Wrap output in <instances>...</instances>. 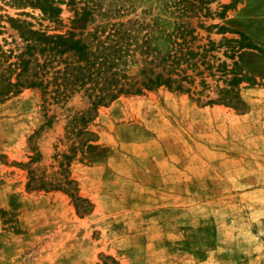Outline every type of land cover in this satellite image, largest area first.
<instances>
[{"label":"rangeland","instance_id":"1","mask_svg":"<svg viewBox=\"0 0 264 264\" xmlns=\"http://www.w3.org/2000/svg\"><path fill=\"white\" fill-rule=\"evenodd\" d=\"M16 1L0 0V16L48 34L84 37L101 24L94 14L83 31L70 28L82 0H59L56 23ZM93 1L104 9L108 0ZM167 1L176 0H115L120 10L111 22L130 21L139 36L146 31L138 26L155 20L157 30L170 31ZM229 3L196 0L199 12L180 20L192 30V50L208 41L215 48L205 56L211 75L186 70L193 79L183 84L187 93L160 87L120 95L85 115L83 89L73 81L56 89L59 77L54 83L48 75L44 94L24 88L0 101V264H102L104 257L117 264H264V0H237L220 18ZM4 20L0 45L16 54L22 44ZM223 24L252 50L225 57L222 39L237 36L216 32ZM232 61L252 81L238 86L241 104L229 107L219 102L228 99L221 89L228 90ZM222 62L226 70L215 69ZM65 190L87 200L89 211L76 213Z\"/></svg>","mask_w":264,"mask_h":264},{"label":"trees","instance_id":"2","mask_svg":"<svg viewBox=\"0 0 264 264\" xmlns=\"http://www.w3.org/2000/svg\"><path fill=\"white\" fill-rule=\"evenodd\" d=\"M195 1L165 2L164 12L171 15L174 20L171 30L164 28L157 30L155 20L151 26L137 25L146 31L141 36L135 31L134 24L130 21L123 24L111 22L120 10L115 0H108L104 9H100L99 1L82 0L81 7L74 10L70 28L83 31L93 21L94 14L98 16L101 24L92 32H86L84 37L77 38L73 33L48 34L45 30L32 29L31 24L24 20L6 15L0 16V22L4 18L3 22L16 32L22 44L20 51L16 54L11 49L3 50L0 45V101L18 94L24 88L38 89L44 94L51 84L48 75L54 76V83L59 77L60 84L57 83L56 89L58 86L62 88L68 86L70 81L74 82L72 84L74 88L83 89L88 103L85 115L95 112L98 107L108 105L120 95H139L142 91H151L160 87L173 92L187 93L189 89L183 84L189 85L193 79L190 75H186V70L194 76L201 75L202 71H207L211 75L212 65L205 60V56L208 52L215 50L209 41L206 45L191 49V43L194 40L192 30L187 27V22L181 23L180 20L187 15L195 16L196 12H199L193 4ZM229 1V4L221 6L220 18H224L223 14L237 0ZM16 2L24 7L37 9L49 22H58L60 14L58 5L62 3L59 0H17ZM69 2L72 6L76 5L73 0ZM204 16H206V10L202 17ZM226 22L233 21L227 19ZM214 27L218 33L227 32L237 36V38L222 39L229 52V55L223 52L225 57L229 59L234 55L240 57L246 50H252L243 34L229 32L230 29L225 24ZM0 29H3V26L0 25ZM157 34H160L163 41L162 51L155 45V41L159 39ZM65 54H71L75 58L74 61L68 62L66 58L59 59ZM11 59L13 61H10ZM136 62L140 65L131 72ZM53 63L62 64V69H54ZM199 67H202V71L198 70ZM224 67L222 62L215 69L226 70ZM67 69L75 73L71 79ZM225 74L229 76L225 79L228 90L221 89V92L227 94L228 99L226 103H219L229 107L241 104L237 88L240 84L252 80L238 70L236 61H232L231 68L226 70ZM56 95L55 98L53 97L55 100L67 97ZM217 101L208 100L206 104ZM84 134L92 135L86 131ZM65 184L72 185L73 181L70 180ZM64 192L71 199L76 213L85 214L89 211L91 205L87 200L73 195L68 190ZM106 260L110 264H117L110 257H104L102 264H106Z\"/></svg>","mask_w":264,"mask_h":264}]
</instances>
